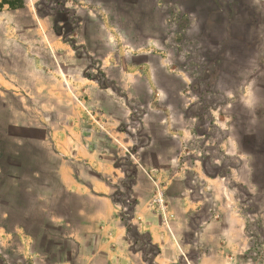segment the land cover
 <instances>
[{
    "label": "rangeland",
    "instance_id": "1",
    "mask_svg": "<svg viewBox=\"0 0 264 264\" xmlns=\"http://www.w3.org/2000/svg\"><path fill=\"white\" fill-rule=\"evenodd\" d=\"M22 4L0 8V264H156L137 201L174 231L188 194L264 254V0ZM63 162L103 179L107 220L60 190Z\"/></svg>",
    "mask_w": 264,
    "mask_h": 264
},
{
    "label": "crops",
    "instance_id": "2",
    "mask_svg": "<svg viewBox=\"0 0 264 264\" xmlns=\"http://www.w3.org/2000/svg\"><path fill=\"white\" fill-rule=\"evenodd\" d=\"M246 94L241 96L240 101H245ZM248 126V121L246 123ZM248 135V131H246ZM74 146L76 144H73ZM248 152V151H245ZM88 161V160H87ZM90 167H93L94 162H87ZM70 167L67 163L63 162L58 165L56 170L57 179L60 190L66 192L68 195L79 196L84 202H88V208H83L82 212L91 217L93 213H100L104 219L110 217L109 211L110 199L104 193L106 183L103 179L86 172L87 177L78 179L74 175L68 176ZM71 170V169H70ZM227 190H222L214 194L213 197L226 194ZM226 196V195H225ZM187 200L191 202V209L187 214L182 215L179 227L171 231L169 228L164 227L162 224L153 225L156 216L149 208L140 207V200L137 201L135 210L136 217H143L140 223L143 224L142 228L147 229L149 241L156 247L155 258L156 264H173L179 260V246L181 244L189 253L190 260L193 264H264V254L255 255L250 251V245L253 243L254 234L251 232L250 224L248 223V232L246 229V222L241 215L234 210L228 211L231 214L228 216H218L217 218H210L208 210L202 205L199 195L192 198L189 194L186 196ZM93 204H98L99 207L93 209ZM206 208V209H205ZM189 209V208H188ZM219 211V212H218ZM218 214L223 210L218 209ZM190 214V215H189ZM207 214V216H206ZM52 219L56 223L68 227L71 220L67 215H60L59 217L53 216ZM97 221L102 220L100 217L96 218ZM100 222V221H99ZM116 222V221H114ZM120 224V223H119ZM79 225V224H78ZM110 225V224H108ZM117 225V223L115 224ZM74 226V225H73ZM124 234V226L119 225ZM77 225L75 226V228ZM110 228L116 227L114 225L108 226ZM122 234V235H123ZM71 237V234H67ZM84 232H81L79 237L73 236L71 239L73 244L78 245L77 257L81 260L86 259L89 254L87 248L81 247L82 237ZM248 239V257L245 256L246 241ZM255 239V238H254ZM253 249V247H252ZM71 257H66L58 260L56 264H70Z\"/></svg>",
    "mask_w": 264,
    "mask_h": 264
},
{
    "label": "trees",
    "instance_id": "3",
    "mask_svg": "<svg viewBox=\"0 0 264 264\" xmlns=\"http://www.w3.org/2000/svg\"><path fill=\"white\" fill-rule=\"evenodd\" d=\"M23 0H0V8L2 7L3 4H6L8 8H16V7H21L23 4ZM121 218V213L118 214ZM125 233L127 235L128 229L130 228V225L127 223L123 224ZM148 243V242H147ZM151 247L154 248V252H156V247L151 244ZM154 252L150 255H153Z\"/></svg>",
    "mask_w": 264,
    "mask_h": 264
}]
</instances>
